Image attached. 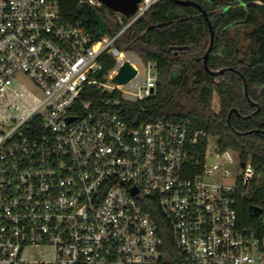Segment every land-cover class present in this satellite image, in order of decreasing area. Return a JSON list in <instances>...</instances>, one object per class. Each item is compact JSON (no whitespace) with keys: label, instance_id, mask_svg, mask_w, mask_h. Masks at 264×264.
<instances>
[{"label":"built area","instance_id":"built-area-1","mask_svg":"<svg viewBox=\"0 0 264 264\" xmlns=\"http://www.w3.org/2000/svg\"><path fill=\"white\" fill-rule=\"evenodd\" d=\"M158 1L140 0L116 33L94 38L61 17L57 0H0V264H172L151 204L178 264H264V235L239 223L236 183L220 180L231 170L220 159L207 166L205 150L202 171L187 176L201 134L190 136L187 119L130 126L119 99L95 107L86 98L92 89L130 101L154 94L156 63L144 62L137 81L115 42ZM106 55L115 65L99 75ZM125 60L136 75L106 82ZM213 150L236 157L246 186L250 163ZM29 247L51 248L52 261Z\"/></svg>","mask_w":264,"mask_h":264},{"label":"trees","instance_id":"trees-1","mask_svg":"<svg viewBox=\"0 0 264 264\" xmlns=\"http://www.w3.org/2000/svg\"><path fill=\"white\" fill-rule=\"evenodd\" d=\"M200 5L207 18L192 5L160 0L136 21L116 42L119 51L137 54L143 62L156 63L154 94L130 101L118 91H88L92 105L106 98L119 99L120 114L130 126L166 118L187 119L190 136L201 134L191 146L198 163L190 165L187 176L202 171L207 139L214 138L219 152L233 151L241 162H249L253 176L246 186L236 182V210L241 225L264 235V0H187ZM60 15L81 21L94 37L113 35L120 28L118 16L105 6L85 0H57ZM210 24L212 43L210 45ZM239 28H243L240 33ZM221 74H211L203 66ZM99 75L115 65L106 55ZM244 84L246 89H244ZM246 92V93H245ZM218 111L212 109V97ZM257 207L260 210L254 211ZM172 260L170 232L155 204L148 206Z\"/></svg>","mask_w":264,"mask_h":264},{"label":"rangeland","instance_id":"rangeland-1","mask_svg":"<svg viewBox=\"0 0 264 264\" xmlns=\"http://www.w3.org/2000/svg\"><path fill=\"white\" fill-rule=\"evenodd\" d=\"M242 31H243V28H239V32L241 33ZM123 54H124V57L128 58L129 61L132 62L137 67L138 69L137 81H139L141 78H144L145 76V69L143 65L144 62L141 60V58L137 54L133 52H129V51H123ZM106 82L115 84L112 81V79L111 80L107 79ZM27 86L33 89L32 85H30L29 83H27ZM212 109L215 112L218 111V99L216 95H213L212 97ZM214 144H215L214 138L209 137L207 139L206 152L210 156L207 159L206 164L207 166H211L215 160H219V159L222 160L224 163L223 167L231 170V173L228 176L221 178L220 180L223 184L234 185L236 183V174L241 172V170L238 167L236 157L235 156L233 157V162L231 163L225 162L222 158L214 159V157H212L214 155V150H213ZM25 253L32 255L33 258H36L37 256L40 255V258L47 259L48 261H52L53 259V250L51 248L47 249L44 247H29L26 249Z\"/></svg>","mask_w":264,"mask_h":264},{"label":"water","instance_id":"water-1","mask_svg":"<svg viewBox=\"0 0 264 264\" xmlns=\"http://www.w3.org/2000/svg\"><path fill=\"white\" fill-rule=\"evenodd\" d=\"M98 1L101 2L105 7H107L112 12L119 13L120 15H122L123 17H126V18L130 17L131 15H133L135 13V11L137 9V4L140 2V0H98ZM173 1L177 4H180V5L195 6L197 9H199L201 11V14L208 21L207 12L200 5H198L192 1H187V0H173ZM208 26H209L210 35H211L210 45H209V47H210L211 43H212L213 34H212V30H211L209 22H208ZM206 60H207V53H205L204 58H203V66H204L205 70L208 71L209 73L221 74L224 71V69H220V70L215 71V72L210 71L207 67ZM136 73H137V71L131 65V63L129 61L125 60L121 63V65L117 69L116 74L112 77V81L116 84H125L129 80H131L136 75ZM244 89H246L245 84H244ZM69 120H71V118H69ZM240 166L243 167L244 162H241ZM256 210H260V209L255 207L254 211H256Z\"/></svg>","mask_w":264,"mask_h":264},{"label":"bare ground","instance_id":"bare-ground-1","mask_svg":"<svg viewBox=\"0 0 264 264\" xmlns=\"http://www.w3.org/2000/svg\"><path fill=\"white\" fill-rule=\"evenodd\" d=\"M123 57H124V55H123V54H121V55H120V59H122Z\"/></svg>","mask_w":264,"mask_h":264}]
</instances>
